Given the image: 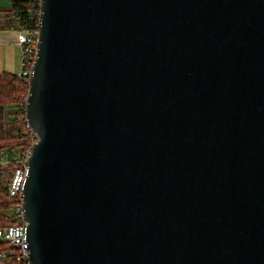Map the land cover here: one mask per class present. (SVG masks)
<instances>
[{"label":"water","instance_id":"1","mask_svg":"<svg viewBox=\"0 0 264 264\" xmlns=\"http://www.w3.org/2000/svg\"><path fill=\"white\" fill-rule=\"evenodd\" d=\"M37 15L32 264H264V0H39Z\"/></svg>","mask_w":264,"mask_h":264},{"label":"trees","instance_id":"2","mask_svg":"<svg viewBox=\"0 0 264 264\" xmlns=\"http://www.w3.org/2000/svg\"><path fill=\"white\" fill-rule=\"evenodd\" d=\"M5 25L17 29L35 26L38 12V0H10V6L2 9ZM27 94V82L15 73L0 71V150L7 152V161H0V227L18 222L13 216L14 200L7 193L14 158L17 152L27 150L35 140L34 134L27 128L23 103ZM2 156H0L1 158ZM7 175V177H6ZM8 210L11 213H8ZM0 250L12 251L11 246L0 240ZM0 264H14L10 255L0 259Z\"/></svg>","mask_w":264,"mask_h":264},{"label":"built area","instance_id":"3","mask_svg":"<svg viewBox=\"0 0 264 264\" xmlns=\"http://www.w3.org/2000/svg\"><path fill=\"white\" fill-rule=\"evenodd\" d=\"M39 1V0H38ZM38 14V12H37ZM38 17V15L36 16ZM38 34V18L35 26L28 29L16 30V42L21 49L20 69L17 75L22 79H27L31 73V65L35 56L36 41ZM7 152L0 150L1 162L7 161ZM30 154V147L19 152L14 158L15 165L11 170V175L7 183V193L14 200L12 209L13 216L18 218V222L0 227V240L6 241L12 251L0 250V259L10 255L14 264H32L27 255V239L25 235V221L22 215V187L27 172V157Z\"/></svg>","mask_w":264,"mask_h":264},{"label":"crops","instance_id":"4","mask_svg":"<svg viewBox=\"0 0 264 264\" xmlns=\"http://www.w3.org/2000/svg\"><path fill=\"white\" fill-rule=\"evenodd\" d=\"M9 1L0 0V71L17 74L21 62V49L15 38L17 28L13 24L5 25L6 18L2 11Z\"/></svg>","mask_w":264,"mask_h":264},{"label":"rangeland","instance_id":"5","mask_svg":"<svg viewBox=\"0 0 264 264\" xmlns=\"http://www.w3.org/2000/svg\"><path fill=\"white\" fill-rule=\"evenodd\" d=\"M6 5H7V6H6V7H4V9H7V8H9V6H10V1H9V2H7V4H6ZM2 8H3V7H2ZM14 151H15V152H14L15 154H16V153H17V154L19 153V151L17 152V150H14ZM6 177H7V175H6ZM8 213L10 214V213H11V211H10V210H8ZM0 224H4V223H2V222H1Z\"/></svg>","mask_w":264,"mask_h":264}]
</instances>
